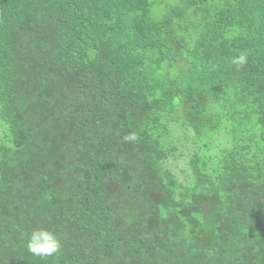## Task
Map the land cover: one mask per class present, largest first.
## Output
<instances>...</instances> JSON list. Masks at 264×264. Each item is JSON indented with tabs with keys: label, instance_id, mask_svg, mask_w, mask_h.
Returning <instances> with one entry per match:
<instances>
[{
	"label": "trees",
	"instance_id": "16d2710c",
	"mask_svg": "<svg viewBox=\"0 0 264 264\" xmlns=\"http://www.w3.org/2000/svg\"><path fill=\"white\" fill-rule=\"evenodd\" d=\"M0 264H264V0H0Z\"/></svg>",
	"mask_w": 264,
	"mask_h": 264
},
{
	"label": "clouds",
	"instance_id": "9594fccd",
	"mask_svg": "<svg viewBox=\"0 0 264 264\" xmlns=\"http://www.w3.org/2000/svg\"><path fill=\"white\" fill-rule=\"evenodd\" d=\"M243 60L241 57L240 62L243 63ZM27 247L34 255L48 256L60 250L61 241L55 233L41 228L30 234Z\"/></svg>",
	"mask_w": 264,
	"mask_h": 264
},
{
	"label": "rangeland",
	"instance_id": "374dc122",
	"mask_svg": "<svg viewBox=\"0 0 264 264\" xmlns=\"http://www.w3.org/2000/svg\"><path fill=\"white\" fill-rule=\"evenodd\" d=\"M187 162L188 159L186 155L183 158H179L178 160L169 162L168 164L170 170H172L177 175L179 181L183 184L186 182L189 174Z\"/></svg>",
	"mask_w": 264,
	"mask_h": 264
}]
</instances>
